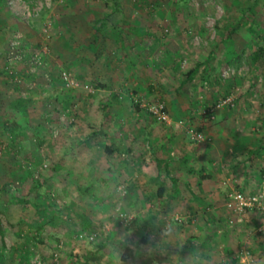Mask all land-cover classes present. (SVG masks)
<instances>
[{"label": "rangeland", "instance_id": "obj_1", "mask_svg": "<svg viewBox=\"0 0 264 264\" xmlns=\"http://www.w3.org/2000/svg\"><path fill=\"white\" fill-rule=\"evenodd\" d=\"M5 1L2 7L13 14L15 26L25 27V34L5 25L0 29V208L8 234L4 252L0 241L2 264H103L93 256L102 253L97 246L103 240L123 237L122 232L133 236L134 215L122 208L126 193L122 187L112 198L77 192L75 186L87 184L89 165L84 158L76 159L85 149L72 146L103 123L112 127V141L133 140L137 111H142L141 120H148V114L153 118L147 104L162 101L167 111L170 105L190 110L178 119L200 129L206 144L219 142L221 151L214 156L222 182L236 179L230 160L242 159L246 148L256 147L259 140L264 151V52L258 53L259 48L264 50V0H123L124 13L144 27L151 24L160 39L152 51L141 54L148 60L138 62V67L126 63L108 71H115L112 75L117 78L134 71L139 84L111 82V86H105L107 79H101L104 85L89 82L84 72L71 69L52 48L67 42L65 24L70 22L61 14L69 0L61 5L49 0ZM16 36L21 59L10 61L7 52ZM31 55L41 57L40 66L28 61ZM61 71L78 85L65 87ZM226 96L233 106L215 110L213 118L199 115ZM20 97L26 100L25 108L11 110L10 103ZM220 109L223 114L216 119ZM99 147L92 152L102 158ZM99 163L103 171L105 160ZM11 196L27 203L12 205ZM112 246L107 253L116 256L119 248Z\"/></svg>", "mask_w": 264, "mask_h": 264}, {"label": "crops", "instance_id": "obj_2", "mask_svg": "<svg viewBox=\"0 0 264 264\" xmlns=\"http://www.w3.org/2000/svg\"><path fill=\"white\" fill-rule=\"evenodd\" d=\"M68 2L61 14L70 22L65 24L67 42L52 46L58 57L67 60L71 69L84 72L89 82L98 80L99 85H104L101 79H107L105 86H111V82L139 84L136 82L139 74L134 71L118 78L112 75L115 71H108L122 67L121 64L136 68L138 62L147 61L148 56L142 58L141 54L152 51L159 42L155 28L151 24L144 27L141 21L125 14L123 0ZM113 2L117 3L116 7H112ZM5 4V0H0V29L5 25L14 33L21 30L25 34V27L12 23L13 14L2 7ZM171 42L178 43L174 37ZM112 97L120 102L118 95L113 93ZM170 106L168 112L173 121L182 114L189 115L190 110ZM141 112L136 113L133 140L112 141L113 129L103 123L96 130L104 134L95 137L101 139L98 143L93 142L95 138L85 140V136L72 146L85 149L76 159L84 158L89 165L87 184L75 186L77 192L112 198L122 187L126 191L122 208L134 215L133 236L122 232L123 237L103 240L97 246L102 253L93 254L94 258L103 264H241L237 252L245 248L250 252L252 264H264V216L258 212L246 213L230 228L228 221L236 216L224 206L225 192L232 188L246 193L264 191V151L259 148V140L256 147L246 148L242 159L230 160L232 176L236 179L222 182L216 173L218 162L214 156L221 151L219 142L217 146L191 142L185 129L175 130L173 125L156 122L149 114L148 120H141ZM222 114L220 109L216 119ZM100 145L102 158L92 152ZM130 151L134 155L127 157ZM254 151L256 154L251 153ZM100 159L105 160L101 164L105 167L103 171L98 166ZM145 166L156 169L153 176L143 172ZM112 245L119 248L116 256L107 253L109 247L114 248ZM125 251L130 254L126 255L127 259L122 258Z\"/></svg>", "mask_w": 264, "mask_h": 264}, {"label": "built area", "instance_id": "obj_3", "mask_svg": "<svg viewBox=\"0 0 264 264\" xmlns=\"http://www.w3.org/2000/svg\"><path fill=\"white\" fill-rule=\"evenodd\" d=\"M51 3L61 5L66 0H49ZM47 28L50 27V22L46 25ZM19 38L20 36H16L15 40L11 42V46L8 52V60L13 59H21L20 54L18 53V46L19 45ZM31 64L35 66L41 65V57L39 55H31L28 59ZM8 68V67H7ZM9 70V68H8ZM9 72H11L9 70ZM12 73V72H11ZM61 83L67 88H75L78 84L71 75L66 71H61L60 74ZM224 106H233V100L231 97L226 96L223 99L217 101L212 109H203L199 112V115L202 117H210L213 118V113L215 110L222 108ZM147 111L150 115L156 119L158 122L173 125L175 128L184 127L186 131V135L191 142L200 143L203 142L205 137L199 131H196L193 127H188L184 125L183 120L173 121L166 109L165 104L162 101H156L152 104H147L145 106ZM224 206L228 211H230L236 219H229L228 226L232 228L236 222H240L241 218L246 213H255L258 212L264 216V191L259 189L254 193H246L240 189L232 188L228 190L225 194V201ZM121 219L126 220L124 214H121ZM79 237H82L81 235ZM93 235L88 237L89 240L93 239ZM241 264H252L253 259L250 255V252L243 248L237 252L236 256Z\"/></svg>", "mask_w": 264, "mask_h": 264}, {"label": "trees", "instance_id": "obj_4", "mask_svg": "<svg viewBox=\"0 0 264 264\" xmlns=\"http://www.w3.org/2000/svg\"><path fill=\"white\" fill-rule=\"evenodd\" d=\"M117 6V3L116 2H113V4H112V7H116ZM251 27H249V31H252L251 29H250ZM236 29V26H235V28L233 29V30H235ZM21 47V46H20ZM9 52V51H8ZM8 52H7V54H8ZM263 52H264V50L262 49V48H259V50H258V53L259 54H263ZM21 55H23V54H21ZM192 73H193V70H191L189 73H188V78L190 79V76L192 75ZM59 79H60V76H59ZM61 81V80H60ZM25 103H26V100H24L23 98H18V99H16L15 101H13V102H11L10 103V106H11V108H12V110H15V109H24L25 108ZM212 107L213 106H211V107H208L207 109H212ZM14 108V109H13ZM135 109H139L138 107H137V105L134 107ZM196 131H199L198 129H195ZM200 132V131H199ZM14 134V131L13 132H10L9 133V135L10 136H12ZM101 135H104L102 132H99V131H96V130H92L87 136H86V138H85V140H89V139H92V138H95V137H97V136H101ZM264 137V136H263ZM117 151V150H116ZM258 151V150H257ZM252 154H256V152L254 151V152H251ZM156 167V166H155ZM156 168H158V167H156ZM155 168L154 167H149V166H145L144 168H143V172L144 173H146L147 175H151V176H153V174H154V172H155ZM157 173V172H156ZM10 204H12V205H15V206H21V205H25L26 203H27V201L26 200H23V199H21V198H17V197H15V196H11L10 198H9V201H8ZM34 205L37 207V208H39L38 206H37V204H35V202H34ZM4 215V211L0 208V241H1V251H6V237H7V232H6V227H5V224H4V222H3V220H2V216ZM8 226L9 227H13L14 225L13 224H11V223H9L8 222ZM125 255H122V258L123 259H127V257H126V255H130V254H128V251H125ZM4 256L0 259V264H2L3 263V261H4Z\"/></svg>", "mask_w": 264, "mask_h": 264}]
</instances>
